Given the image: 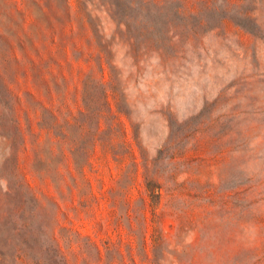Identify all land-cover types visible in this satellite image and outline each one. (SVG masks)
<instances>
[{
  "label": "rangeland",
  "instance_id": "obj_1",
  "mask_svg": "<svg viewBox=\"0 0 264 264\" xmlns=\"http://www.w3.org/2000/svg\"><path fill=\"white\" fill-rule=\"evenodd\" d=\"M56 1L59 38L0 83V264H264V0ZM29 5L25 24L38 14ZM97 39L111 43L126 95L127 133L115 142L136 159L91 145L83 80L91 94L92 78L109 79ZM40 104L67 137L64 158L34 164L29 142L11 148L10 118L38 131ZM104 109L97 133L108 130ZM69 149L91 165L78 171ZM144 157L160 196L146 187Z\"/></svg>",
  "mask_w": 264,
  "mask_h": 264
},
{
  "label": "trees",
  "instance_id": "obj_2",
  "mask_svg": "<svg viewBox=\"0 0 264 264\" xmlns=\"http://www.w3.org/2000/svg\"><path fill=\"white\" fill-rule=\"evenodd\" d=\"M158 2L161 3L163 0H159ZM19 3L21 8L16 7V4L18 5ZM29 3L36 5L38 14L31 23L25 24V17L28 15L27 10L31 7ZM162 5L163 4H160V6ZM65 14L67 17H70L68 12H65ZM62 18L64 19L65 17L64 14L60 12V7L57 5L56 0H0V83H2L3 86L6 84L7 74L12 65H15L17 68L19 61H22L23 58L29 54V51H34L39 55L41 49L43 50L47 47V41L51 40L54 42L55 40H53V38H59V22L62 21ZM97 41L98 45H100L101 52L104 53L102 57H105V61L109 65V79L106 84H101L97 79L92 78L94 86L91 94H88L87 84L85 80H83V101L87 111H82L81 113L84 116L95 114L97 117L96 131L91 133V145L94 147L95 144L98 143L103 153H111L113 159L116 161H121L127 152L130 153L133 159H136L137 155L129 144H126L123 140L119 143L115 142L116 137H120L121 135L125 137L127 133L125 122L120 118V113L125 112L122 103L125 102L126 95L122 91L119 73L110 62L109 46L111 43H103L99 41V39H97ZM17 51L21 52L22 58L17 56ZM133 51L132 54L136 60V56H139L141 52L136 50ZM99 57L101 59V55H99ZM30 62L33 63V68L40 66L39 62L34 64V62H36L35 60H30ZM86 76L88 79L91 77V74H87ZM39 78L44 81L42 76L39 75ZM108 89L111 90L110 95L115 101L116 110L119 114L112 112L109 102L104 100L105 97L109 95L107 94ZM7 95L10 97L9 104L11 103L10 101L13 100V103L10 104L11 110L13 109L16 111L14 103L18 102L21 104V98L12 94L11 91H9ZM0 99L3 101L4 96L0 95ZM106 104L107 119L109 120L108 130L106 132L97 133L99 120L102 116L101 111L106 109H104ZM2 105L4 106V103H2ZM40 106L41 118L38 121V131H34L31 124H27L25 130H23L17 117L14 118V116H11L10 118V125L12 128L11 148L13 150L15 149L16 152L21 148L26 150L27 143L29 142L33 147L35 157L34 164L36 160L43 161V155H45L47 161H50L53 157H57V159L64 158L63 142L67 137L65 133H61L59 130L61 129V124L58 123L57 114L54 113L53 109L43 104H40ZM55 110L57 109L55 108ZM114 119L116 120V128L112 126ZM0 126H5L2 121H0ZM42 131H44V133H42ZM25 134H27V137ZM41 135L44 136L43 139H40ZM26 138H28V140ZM94 148L92 149L94 150ZM69 150L73 157L75 168L77 170L79 169L78 171H81L85 164L91 165L90 162H87L88 154L86 152L80 153L78 149ZM79 154H83V157H80ZM133 161V163L136 164L135 160ZM142 164V174L149 193L160 196L162 183L156 179V176L159 175L157 165L155 162L153 163V160L150 163L145 157L143 158ZM44 170L47 172L49 169L45 167ZM52 172L51 176L53 179L57 178L59 181L63 178L62 174L57 171V169H54ZM71 179L75 180V176L71 175ZM174 188V184H172V187L168 185V189L173 190Z\"/></svg>",
  "mask_w": 264,
  "mask_h": 264
}]
</instances>
